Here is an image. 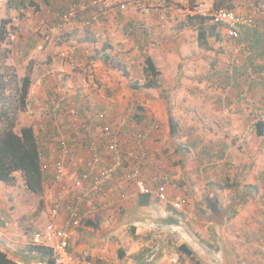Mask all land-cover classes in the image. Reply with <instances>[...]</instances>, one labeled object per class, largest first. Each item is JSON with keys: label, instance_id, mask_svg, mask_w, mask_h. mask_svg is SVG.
<instances>
[{"label": "crops", "instance_id": "crops-1", "mask_svg": "<svg viewBox=\"0 0 264 264\" xmlns=\"http://www.w3.org/2000/svg\"><path fill=\"white\" fill-rule=\"evenodd\" d=\"M10 1L0 0V24L9 22L1 48L11 57L7 64H28L30 77L27 108L16 131L31 127L49 161L56 158L55 145L67 141L71 155L64 161L70 182L82 173L95 175L106 165H93L86 147L87 135L101 132L95 115L105 112L104 122L112 128L126 119L133 131L118 142L129 152L127 168H140L151 179L168 173L169 190L187 200L181 220L164 203L148 198L141 204L139 197L86 221L72 234V256L132 264L123 253L116 259L111 245L125 249L135 244L137 250L148 248V259L155 264H172L168 252L184 246L197 264H264V128L262 136L256 134L257 123H264L260 36L246 34L233 41L222 27L201 17L191 20L176 8L144 15L132 9L120 12L114 3L96 7L94 0H84L88 8L64 23L62 14L78 0H33L37 9L21 10ZM141 55L150 57L160 73L156 88L145 89L143 81L132 80V64ZM114 56L126 57L121 60L128 67L118 62L114 69ZM144 67L140 79L145 78ZM46 71L50 77L44 76ZM56 97L64 99V106L52 114ZM170 120L178 121L174 135ZM152 125L158 130L149 132L142 155L131 135ZM15 177L12 186L0 184V214L13 220L8 230L0 224V251L12 261L22 260L20 250L30 247L23 233L47 223L46 201L70 193L69 183L53 184L48 175L43 197L37 198L19 173ZM36 206L43 208L40 219L45 221L38 227L33 221ZM128 228L135 230L132 237L126 236ZM148 232L160 235L150 238ZM172 239H179L175 249Z\"/></svg>", "mask_w": 264, "mask_h": 264}, {"label": "built area", "instance_id": "built-area-1", "mask_svg": "<svg viewBox=\"0 0 264 264\" xmlns=\"http://www.w3.org/2000/svg\"><path fill=\"white\" fill-rule=\"evenodd\" d=\"M115 4L120 12L130 9L147 15L150 13H166L171 8L178 9L180 14L190 17H201L212 24L222 27L227 37L239 41L246 34H257L264 41V28L251 15H242L226 8H214L208 3L190 5L188 0H94L91 5ZM179 5V7H177ZM88 8L87 2L78 0L73 3L61 16L64 23H69L77 15ZM98 16L91 18L96 22ZM249 57L250 51L245 52ZM69 59L68 55H64ZM51 72L46 71L44 76L50 77ZM44 77V78H45ZM51 113L56 114L64 106V99L56 97ZM27 107V103H26ZM106 113L101 111L95 115V120L102 123L100 134L87 135L86 147L93 165L106 163L95 175L82 173L76 179L68 182V170L65 158L71 155V147L65 140H60L54 147L56 158L49 161L41 143L35 138L38 146V159L43 179L51 175L53 184L69 183V196L59 200L49 198L46 201L47 223L32 232H24L23 239L28 246H41L50 250L54 264H113L105 257L85 259L72 256L69 243L72 234L86 221L102 216L108 212H115L123 208L129 201L139 197L153 198L170 207L181 220L185 214L187 200L169 190L171 178L168 173L161 174L157 179H151L141 173L140 168H127L129 152L118 139L124 133L133 131L128 129V122L124 119L116 128L105 123ZM158 130L157 125H152L147 130H134L131 135L138 152L143 155V144L149 137L150 131ZM106 139L105 143L100 142ZM145 153V152H144ZM143 157V156H142ZM0 224L5 229H11L13 220L0 214ZM14 264H41L39 262L14 261Z\"/></svg>", "mask_w": 264, "mask_h": 264}, {"label": "trees", "instance_id": "trees-1", "mask_svg": "<svg viewBox=\"0 0 264 264\" xmlns=\"http://www.w3.org/2000/svg\"><path fill=\"white\" fill-rule=\"evenodd\" d=\"M231 1L214 0L213 7L222 8L224 7L223 5H226L228 6L226 9H230L229 3ZM10 4L20 10L27 7L37 9L33 0H12ZM194 18L201 19L196 16L189 19L193 20ZM8 23L7 21H2L0 24V47L7 36L5 26ZM6 53L8 52L6 51ZM144 64L145 82L141 87L145 89L156 88L158 86L157 77L160 73L150 57L145 58ZM6 76V73L0 75V184L14 185L16 183L15 174L19 173L26 190L37 197H42L44 179L40 170L38 146L33 130L31 127L24 126L20 128L19 132L16 131L18 118L27 108L30 77L27 74L25 77L19 79L13 74L10 75V80L5 81ZM136 87L140 88L139 85H136ZM256 128V134L262 136L264 123L258 122ZM170 129V133L174 135L175 126H173L171 121ZM148 198L141 197L140 203H146ZM40 204H42L41 200ZM179 249L183 250L187 255H191V251L186 247L180 246ZM24 253L25 255H23L22 260L25 262L34 260L41 264H54L50 250L45 247L30 246L24 250ZM0 264H14V261L9 259L4 252L0 251Z\"/></svg>", "mask_w": 264, "mask_h": 264}, {"label": "rangeland", "instance_id": "rangeland-1", "mask_svg": "<svg viewBox=\"0 0 264 264\" xmlns=\"http://www.w3.org/2000/svg\"><path fill=\"white\" fill-rule=\"evenodd\" d=\"M188 1H189L190 5H194L196 3H208V4L212 5V6L214 5V0H188ZM223 6H224L223 8H228V6H226V5H223ZM229 8L231 10H234L238 14L253 16L258 21L260 26L262 28H264V0H232L229 3ZM7 28H8V25L5 26L6 31H7ZM219 44H217L216 47H218ZM223 46L225 47L224 49L227 48L226 44H224ZM0 50H1V53H0V55H1V59H0V75L6 73L7 76L5 77V81L6 80H10V75H13V74L16 77H18V78L19 77H25L27 74L29 75V66H27L28 64L24 65L23 63H21L22 65H20L18 67L9 65V64H7L8 63V59L11 58L9 56V53H6L7 50L5 48H1L0 47ZM121 58H126V57H124V56H114V57H112V60H114V62H112L113 66H114L113 67L114 69L117 68L118 62L123 63L126 67H128V64L127 63L125 64L124 61L121 60ZM144 59H145V56L141 55L135 60V63L132 64V67H135V70L132 71L133 75H134L132 80H136L135 81L136 83H139L140 81H143L142 83L145 82V78L144 79H140L141 78L140 77V75H141L140 72H141L142 64L144 63ZM66 60L70 61V62H67L68 64L69 63L71 64V61H72L71 57H69V59L66 58ZM26 63H27V61H26ZM106 70H113V69L111 67H109V66H106ZM117 73H120V72H117ZM115 78L117 79L118 76H115ZM138 79H139V82H138ZM164 80L165 79H161V81H164ZM176 85H179L177 88H179V90H180V87H182V84H180V83H178L176 81ZM260 90L262 91L263 97H264V87H261ZM6 95H7V92H6ZM190 105L193 106V107H197V106H195L193 104H190ZM260 112H262L264 114V103H262V108H261ZM18 121H19V118H18ZM171 122L176 124V122H178V121L172 120ZM192 122L195 123L196 125L199 124V120H194ZM176 127H178V125H176ZM16 128H18V124H17ZM179 134L182 135V131H180ZM173 138H177V137L173 136ZM177 143H179V145H182L183 138L180 137L179 140L177 141ZM142 149H143V147H142ZM42 197H43V195H42ZM37 198H39V197H37ZM37 201H38V199H36L35 203H37ZM28 202L32 203L33 200H28ZM39 202H40V199H39ZM34 209L36 211H35V216H34L33 221L35 223L37 222L36 225L38 227L39 225H42V224L45 223L44 220L40 219L42 217V215L40 213L42 212L43 208L41 210L40 208H38L36 206ZM39 210H40V212H38ZM30 229H32V227L31 228H27V230H30ZM125 233H126L127 237H132V235L135 234V230L131 231V229L128 228L127 232H125ZM146 234H148L150 238L152 237V238H155V239H157L158 236L160 235L157 232L154 233V234L152 232H148ZM171 242H172V246L175 249V246L179 243V239H176V240L172 239ZM26 244L27 243L25 242V245ZM26 247H27V245H26ZM111 250H112L113 255L115 256V258L117 257L116 259L120 258L117 255V253L119 252V253H123V259L126 258L125 259L126 262H129V260L131 259L132 261L130 260V262H132V264H155L153 262L154 259H148V257H149V252H148L149 249L148 248H143V249L137 250L135 244H130V246H128L127 248L124 249L122 247L119 248L116 244H114V245L112 244L111 245ZM20 252H22V255H25L24 250H20ZM104 253H105V255L109 254V252L107 250H105ZM128 253H131V254L129 256H127ZM168 253H169L168 258H170L169 260L172 261V264H197V263L193 262L192 260H189L188 255L186 253L182 252L181 250L177 249V248L175 249V253L172 254V251H169ZM123 259H120V261H122ZM183 259H186V260L183 261ZM185 261H187V262H185ZM31 262H37V261L33 260Z\"/></svg>", "mask_w": 264, "mask_h": 264}]
</instances>
